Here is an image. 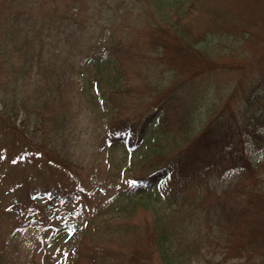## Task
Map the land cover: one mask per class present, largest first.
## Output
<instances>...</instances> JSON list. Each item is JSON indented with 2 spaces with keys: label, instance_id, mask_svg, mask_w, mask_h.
<instances>
[{
  "label": "trees",
  "instance_id": "obj_1",
  "mask_svg": "<svg viewBox=\"0 0 264 264\" xmlns=\"http://www.w3.org/2000/svg\"><path fill=\"white\" fill-rule=\"evenodd\" d=\"M70 1L71 9L63 15L55 6L46 8L45 0L31 12L24 7L28 1L0 0V122L2 133H11L7 138L0 134V264H32L34 249L26 247L28 236L34 232L36 248L57 247L71 228L68 201L77 204L78 213L81 193L107 192L108 187L102 188L107 179L95 173L88 181L79 180L72 172L78 188L65 190L63 199L54 188L48 202L51 217L45 218V202L37 197L23 200L19 191L23 184L13 177L14 167H24L27 161L25 150L62 170L82 166L72 152L80 145L74 139L80 93L87 94L107 120L110 145L126 144L129 141L123 139L131 135L136 136L133 146L146 145L145 128L157 125L161 114L153 117L171 95L170 101L179 102L180 113H188L180 117L183 125L186 119L189 122L180 134H165L155 148L143 149L144 157L158 154L162 162L130 180H113L107 192L108 212L111 207L118 212L133 206L135 198L151 191L170 205L177 204L168 215L156 214L146 229L154 260L144 264H264V149L259 150L264 145V0L258 7L256 1H247L243 15L238 9L244 0H228L222 6L224 0H209V7L198 0L192 17L184 12L195 0H100L96 12L103 30L96 41L80 26L74 30L63 26L66 19L76 22L75 6L89 8L92 0ZM133 30L137 43L128 50L122 40ZM59 33L70 41L55 43ZM122 44L130 57L147 63L141 77L149 81L150 90L139 95L149 112L136 124L115 114L118 97L131 88L117 55ZM60 52L66 53L63 61L58 59ZM163 65L173 68L171 78L189 77V88L184 83L178 88L186 91L184 100L177 86L164 88ZM211 85L213 91L220 85L233 88L223 109L212 110L220 93L208 101ZM107 103L114 111L104 109ZM248 135L261 141L256 144L260 161L244 151ZM226 167H239L240 184L226 186L211 201L209 176L215 178ZM173 181L179 192L168 188ZM67 214V221H58ZM6 223L9 228L3 235L1 225ZM120 227L134 234L142 231L131 221Z\"/></svg>",
  "mask_w": 264,
  "mask_h": 264
},
{
  "label": "rangeland",
  "instance_id": "obj_2",
  "mask_svg": "<svg viewBox=\"0 0 264 264\" xmlns=\"http://www.w3.org/2000/svg\"><path fill=\"white\" fill-rule=\"evenodd\" d=\"M21 1H28L26 4L29 5H24V7H27V10L30 12L31 10L37 11L36 9H39L42 3V0ZM197 1L198 0H195L193 3H190L189 9H186V4L188 2L183 4L182 7L186 9L184 15L188 13L187 16L192 17L197 13L195 8L197 6ZM203 1L204 4L208 5V7L210 6L209 0ZM247 1L249 0H244L243 4L239 5L238 10L240 14L246 11L249 4ZM255 1L256 4L254 3ZM99 2L100 0H92L91 4H89L91 8H86V6L78 4V8L75 6V8L72 9V14H75L76 12V15H74L76 22L72 23L66 19L65 25L63 26L69 28L70 30H74V28L80 26V29H84L86 34H92V39L96 41L103 30V20L99 19L98 21L99 13L96 12ZM251 2L258 7L259 0H250V3ZM70 3V0H45L43 5L46 8H52V6H55L56 10L64 15L70 11ZM227 3L228 0H224L220 6ZM133 9L135 10V8ZM225 9L226 8L224 6V8L219 12H222V15H224ZM237 24H239V22H237ZM243 25L244 23L240 24V26ZM62 36H64V34L60 35L59 33L55 39V43L60 44L64 42V44H67L66 41H70V37L64 39V41L61 38ZM122 42L125 46L127 44V48L130 50V46L137 43L135 30L131 31L129 34L126 33L123 36ZM123 44L116 50L122 71L124 72L123 76L126 79L127 85L131 88L125 90V92L118 97L115 102L116 108L118 106V111L115 114L119 118L128 116L134 121V124H136L142 121H138L142 117V114L146 115L147 112H149L148 104L146 105V102H144L139 95L140 93H149L150 90L149 81L146 80V78L142 79L141 77V74L145 71V68H147V63L142 60L137 61L134 57H130V52L124 48ZM124 49H126L127 52H125ZM65 54V52H60V54H58V59L63 61V56ZM163 69L164 72L162 76L166 82L164 88L174 87L176 90V86L178 89L183 85V83L184 87L189 88V83L191 82L189 81V77L182 75L178 79L171 78L172 74L170 71H172L173 68L170 70L171 68L169 69L168 66L165 67L163 65ZM61 71L65 72L62 68ZM167 74L168 79L165 77ZM207 75L208 77L214 76L211 73ZM233 86L234 85H232V87ZM213 88V85L209 87L207 100L210 101L214 98L215 93L219 92L220 95H216L217 100L212 110H220V108L223 109L226 102L228 104V94L231 93L233 88L231 91V87H225V85H220V88L217 89V91H213ZM152 89L154 91V88ZM135 91L137 92L135 93ZM185 92L186 91H183V89L178 91L180 94L183 93V100ZM81 95L82 94L80 93L79 100L81 107L77 105L80 109V112L77 114L78 126H76V133L74 134V139L78 138L80 145L72 152L74 156L75 154H78V157H74V160L82 166H74L71 170H62L60 168H56V165L54 164H48L40 156H35L34 153L29 150H25L27 151L25 153V158L30 162L26 161L24 167L22 165L15 166L13 170L14 179L23 184L19 190L20 194L24 195L23 200L29 199L30 197H37L38 199L40 198L42 202H45L44 207L42 208L45 218L51 217L49 215L50 208L48 207V202L53 200L51 191L54 192V188L61 192L60 198L63 199L65 197L62 194L65 190L78 188L77 179L88 181L90 177L96 173L98 176H101V178H104V180L107 179L105 184L102 185V188L108 187L107 192H109L112 188L113 180L114 182L130 180L134 174H138L139 172L143 173L144 169L149 168L157 162H162V160L159 159L158 154H155L152 158L150 156L144 157V155L141 154L145 152L143 149H148L147 146L155 148L160 141H163L165 134H180L183 128L187 127L185 124L188 120L186 119V122L183 125L180 117L184 118L186 117V114L188 115V113L186 110L180 113L181 109H179V102H175V107L173 100L170 101L173 96L171 95L162 112H158L153 117V119H155L159 113L161 114L157 125L155 127L147 125L145 128L144 133L148 134L147 143H145L146 145L140 146V144H137L133 146L132 141H134V138L136 137L134 135L127 137V139H123L125 141H129L126 144L121 143L117 145H110V138L106 135L109 133L105 124L107 120L102 119L96 109V104L89 101V98L87 99V94L82 95V97ZM160 95L163 94L161 93ZM188 106L189 102H187V107ZM104 109L107 111L109 110V112L114 111L110 103H107ZM195 119V123L198 126L199 116H196ZM1 126L2 124L0 122V134H3ZM197 126L195 127V130L197 129ZM181 128L182 130L180 131ZM261 129H263V127L259 128V130ZM4 134L3 135L5 137L11 136L10 132ZM260 143V140H256L250 135L247 136L245 141L244 151L249 154L251 159L254 161L262 159V155L259 154V150L264 149V145H261L259 150L256 145ZM8 148L11 149L10 146ZM22 149L23 148L21 147L20 150ZM253 169L254 172H257L258 170L261 173V169L259 167H254ZM239 170V167H235V169L233 167H226L221 174L215 176V178L209 176L212 183V185L210 184L209 189L210 193L213 194L211 201H215L216 195H218L219 192L226 186L240 184L239 182L241 181V178L240 175H238ZM72 172H75L73 175L78 176L77 179H73ZM108 183H110V185H108ZM22 184H20V186ZM169 185L170 186L168 188L170 191H180L174 181ZM107 192L102 193L99 196L91 194H86L84 196L81 193L80 204L83 211L82 208L78 207V213L75 212L77 204L75 202L71 203L68 201L67 210L70 211L69 226H71V228L66 230L65 235L61 237L57 247L48 245L46 248H36L35 246L39 244V242L35 246L33 245L34 240L36 239L32 238L34 232L31 236H28L30 239L25 241L27 243L26 247L28 246L30 249H34L31 252V254H33L30 262L32 264H144V262L149 261L150 259L154 260L151 249L152 246L146 237V229L150 227V223L155 218L156 214L163 213L168 215L176 209L177 204L172 206L166 198L161 196L158 198L156 197V192L151 191L150 194L142 198H135L133 206H126V209H122L118 212L111 207V210L108 212V206L105 204L107 202ZM205 196L210 198L208 194H205ZM38 202L41 204L40 201ZM68 214L59 218L58 221H67ZM127 221L139 223L142 231L134 234L132 232H128L127 228L123 229L120 227L121 224H126ZM6 224V226L1 225L3 226L1 230V234L3 235L7 233L9 228L8 223Z\"/></svg>",
  "mask_w": 264,
  "mask_h": 264
},
{
  "label": "snow or ice",
  "instance_id": "obj_3",
  "mask_svg": "<svg viewBox=\"0 0 264 264\" xmlns=\"http://www.w3.org/2000/svg\"><path fill=\"white\" fill-rule=\"evenodd\" d=\"M134 183V182H133Z\"/></svg>",
  "mask_w": 264,
  "mask_h": 264
}]
</instances>
